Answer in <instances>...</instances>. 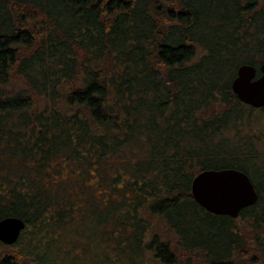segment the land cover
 Listing matches in <instances>:
<instances>
[{
    "label": "trees",
    "instance_id": "1",
    "mask_svg": "<svg viewBox=\"0 0 264 264\" xmlns=\"http://www.w3.org/2000/svg\"><path fill=\"white\" fill-rule=\"evenodd\" d=\"M264 0H0V264H264ZM246 173L237 217L193 198Z\"/></svg>",
    "mask_w": 264,
    "mask_h": 264
},
{
    "label": "water",
    "instance_id": "2",
    "mask_svg": "<svg viewBox=\"0 0 264 264\" xmlns=\"http://www.w3.org/2000/svg\"><path fill=\"white\" fill-rule=\"evenodd\" d=\"M237 98L253 107L264 106V62L258 68L241 64L231 82ZM195 201L213 214L237 217L240 210L255 203L257 193L248 175L240 170L207 169L198 172L191 181ZM25 226L23 219L8 216L0 219V241L14 243Z\"/></svg>",
    "mask_w": 264,
    "mask_h": 264
}]
</instances>
